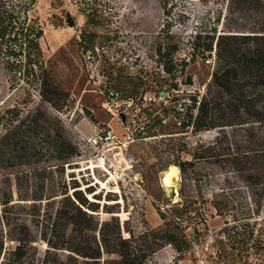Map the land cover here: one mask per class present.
<instances>
[{"label":"rangeland","instance_id":"1","mask_svg":"<svg viewBox=\"0 0 264 264\" xmlns=\"http://www.w3.org/2000/svg\"><path fill=\"white\" fill-rule=\"evenodd\" d=\"M23 1L19 0V3ZM229 1L36 0L22 13L17 0H4V8L12 11L17 19L14 30L7 37L12 45L0 53V114L13 105L23 110L41 107L60 120L68 138L78 149V155L71 159L70 165H64L60 175L68 192L73 190L71 179L78 182V188L86 198L83 188L92 185L94 191L90 197L98 203L95 216L104 220L110 214L116 215L104 209L113 206L120 222L126 220L128 228L135 233L146 228L161 229L164 219L158 211L169 217L174 202H193L197 219L188 223L183 231L189 246L177 250L169 243L164 244L151 256L154 264L236 263L221 256L218 242L221 236L217 233L224 219L215 214L210 204L211 192L224 187L235 200L233 210L239 211L250 205L249 190L236 172L205 160L195 162V180L183 184L178 169V176L172 179L169 189L161 184L160 177L170 162L178 158L190 159L193 149L198 144L211 142L218 130L213 128L197 133L188 128L177 132L181 129L178 128V116L168 109L173 104L168 92L155 94L156 80L167 76L155 53L166 31V41L178 46L174 57L188 60L190 40L195 31L208 34L214 28L217 33L226 30L227 26L247 28L257 18L249 7L239 9L237 6L238 9L229 14ZM82 11L87 13V18ZM67 12L74 18L72 26L67 23ZM23 24L27 28L24 32L21 31ZM39 28L42 34L32 37L29 31ZM30 38L38 45V50L32 48L31 52L35 53L41 70L33 65L34 71L27 75L19 70V66L23 67L27 61L24 55ZM20 44L22 51L18 49ZM187 62L186 70L192 75L193 82L191 85L179 82V92L197 90L202 93L212 70L213 58ZM42 79L67 92V98L53 96L46 87L44 92L51 101H42ZM132 83L137 84L135 91H130ZM107 89H117L119 94L109 106L104 104ZM170 92L177 91L170 89ZM127 94L133 97L131 103ZM93 126L99 129L100 138L93 135ZM148 132L157 135L148 136ZM10 180L12 202L6 206L0 204L2 253L9 252L16 244L6 231L9 235H17L18 228L25 225L32 237L25 247L26 260L52 264L50 259L55 252L60 257V251L50 250L46 255L45 242L39 236L40 220L33 214L35 209L30 200L18 199L13 176ZM181 184L182 196L179 195ZM7 189L9 191V187ZM252 219L255 220L253 237L256 239L245 249L240 260L243 264H264V247H261L264 213L254 215ZM122 233L129 235L125 230ZM210 237L212 242L206 244ZM44 257L47 261L42 262Z\"/></svg>","mask_w":264,"mask_h":264},{"label":"trees","instance_id":"2","mask_svg":"<svg viewBox=\"0 0 264 264\" xmlns=\"http://www.w3.org/2000/svg\"><path fill=\"white\" fill-rule=\"evenodd\" d=\"M35 1L29 0L30 5ZM3 4L4 0H0V53L12 45L7 37L14 30L17 19ZM229 4V14H233L237 6L239 9L249 7L257 18L247 28L227 26L222 32L217 33L214 28L212 33L195 31L191 36L188 60L213 58L204 91L179 92V82L191 85L193 79L186 70L188 60L174 57L178 46L166 41V31L155 53L167 76L156 80L155 94L168 92V98L173 102L168 109L178 116V128L181 129L177 132L188 128L197 133L213 128L218 130L211 142L198 144L193 149L190 159L178 158L168 167L173 165L179 169L183 184L196 179L194 166L199 160L231 169L243 180L249 190L250 205L246 208L233 210L235 200L224 187L212 191L210 199L215 214L224 219L217 233L221 236L218 238L221 256L235 264H243L242 254L256 239L252 217L264 213V0H230ZM82 13L87 18V13ZM26 30L23 24L21 31ZM29 32L34 38L42 34L41 28ZM34 38H30L24 55L26 63L19 66V70L27 75L34 71L33 65L41 70L35 53L31 52L32 48L38 50ZM18 49L22 51L21 44ZM40 84L42 101H51L44 92L46 87L53 96L67 98L68 93L56 85L44 79ZM136 85L132 83L130 91H135ZM170 89L177 92H170ZM127 95L133 99L131 94ZM86 112L92 119L89 111ZM146 135L157 134L148 132ZM77 155V146L68 138L60 120L45 109L23 110L13 105L0 114V204L6 206L12 202L10 177L13 176L18 199L30 200L35 209L33 214L40 220L39 236L45 242L46 255L50 250L60 251V257L55 252L50 259L52 264H154L151 256L164 244L169 243L177 250L189 246L183 231L188 223L197 219L191 200L174 202L169 217L158 211L164 219L161 229L146 228L135 233L128 228L126 220L122 223L113 214L99 220L95 216L98 203L90 197L94 191L92 185L83 188L89 200L75 179H71L73 190L70 193L67 184L60 180L64 165H70ZM183 184L179 187L180 196ZM105 207L107 212L118 213L113 206ZM123 230L129 235L124 236ZM17 233L9 235L6 231L16 244L4 253L0 235V264H37L34 259L25 258V247L32 240L27 227L20 226ZM262 243L261 247H264ZM45 261L47 258L44 257L42 262Z\"/></svg>","mask_w":264,"mask_h":264},{"label":"built area","instance_id":"3","mask_svg":"<svg viewBox=\"0 0 264 264\" xmlns=\"http://www.w3.org/2000/svg\"><path fill=\"white\" fill-rule=\"evenodd\" d=\"M17 2L19 3V0H17ZM18 6L21 8L22 13H24L25 10L28 11V9L30 8L31 5H30L29 0H25V1L21 2V3H19ZM118 95L119 94H118V92L116 90L107 89L105 91L104 104L107 105V106L112 105V103L114 102L113 100L117 99ZM128 101H129V103H131L133 101V99L129 98ZM93 133H94L93 134L94 136H97L98 138L101 137L100 133H99V129L96 126H93ZM93 141H95V138H94ZM161 209H163V208L161 207ZM211 242H212V237L209 238V241L206 244H210Z\"/></svg>","mask_w":264,"mask_h":264},{"label":"bare ground","instance_id":"4","mask_svg":"<svg viewBox=\"0 0 264 264\" xmlns=\"http://www.w3.org/2000/svg\"><path fill=\"white\" fill-rule=\"evenodd\" d=\"M100 161L103 163V158H100ZM104 164V163H103ZM178 176V168L176 166H170L167 168V170L165 169L164 172L162 173L160 180H161V184L169 189L172 184H173V178H176Z\"/></svg>","mask_w":264,"mask_h":264},{"label":"water","instance_id":"5","mask_svg":"<svg viewBox=\"0 0 264 264\" xmlns=\"http://www.w3.org/2000/svg\"><path fill=\"white\" fill-rule=\"evenodd\" d=\"M66 16H67V23H68V25L72 26V25L74 24V18L72 17V15H71L69 12L66 13ZM160 93H161V94H167V93H165V92H160ZM166 195L168 196L169 193L166 192ZM116 215H117V214H116Z\"/></svg>","mask_w":264,"mask_h":264}]
</instances>
